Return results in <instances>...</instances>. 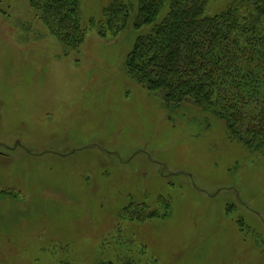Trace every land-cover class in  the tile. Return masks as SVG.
<instances>
[{
  "label": "rangeland",
  "instance_id": "1",
  "mask_svg": "<svg viewBox=\"0 0 264 264\" xmlns=\"http://www.w3.org/2000/svg\"><path fill=\"white\" fill-rule=\"evenodd\" d=\"M106 3L68 48L0 0V264H264V157L131 78L146 29L98 30Z\"/></svg>",
  "mask_w": 264,
  "mask_h": 264
},
{
  "label": "trees",
  "instance_id": "2",
  "mask_svg": "<svg viewBox=\"0 0 264 264\" xmlns=\"http://www.w3.org/2000/svg\"><path fill=\"white\" fill-rule=\"evenodd\" d=\"M27 1L66 47H77L81 0ZM106 1L98 30L117 31L131 18L135 31L146 29L125 60L131 78L167 110L192 103L219 119L229 139L264 157V0H232L214 16L207 0H138L135 11L128 0Z\"/></svg>",
  "mask_w": 264,
  "mask_h": 264
}]
</instances>
